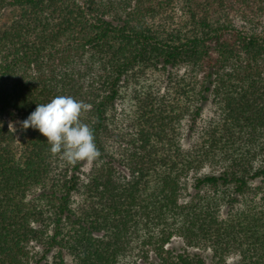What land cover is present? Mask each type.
<instances>
[{
    "label": "trees",
    "instance_id": "16d2710c",
    "mask_svg": "<svg viewBox=\"0 0 264 264\" xmlns=\"http://www.w3.org/2000/svg\"><path fill=\"white\" fill-rule=\"evenodd\" d=\"M262 61L264 0H0V264H264ZM58 95L91 106L101 156L84 179L21 126ZM54 247L72 261L48 263Z\"/></svg>",
    "mask_w": 264,
    "mask_h": 264
},
{
    "label": "clouds",
    "instance_id": "9594fccd",
    "mask_svg": "<svg viewBox=\"0 0 264 264\" xmlns=\"http://www.w3.org/2000/svg\"><path fill=\"white\" fill-rule=\"evenodd\" d=\"M90 107L72 96L58 95L50 102L37 104L21 126L25 130L30 127L38 130L46 137L50 153L70 165L94 162L101 152L96 146L92 127L81 120L82 113Z\"/></svg>",
    "mask_w": 264,
    "mask_h": 264
},
{
    "label": "rangeland",
    "instance_id": "374dc122",
    "mask_svg": "<svg viewBox=\"0 0 264 264\" xmlns=\"http://www.w3.org/2000/svg\"><path fill=\"white\" fill-rule=\"evenodd\" d=\"M108 17H110V16H108ZM243 65H244V63H243ZM259 66H260L259 68L261 69V71H263V74H264V61L259 63ZM177 71H178V74L184 75V72H185L184 68H181L179 70H176V69L174 70V72H177ZM165 81H166V77H165V74H163L162 72H157L154 75H152L150 78L147 79V83H149L154 89H157L160 87L161 88L160 92L163 91L162 87L164 85L163 83H166ZM217 107L218 106L215 104V100L214 99L211 100V98H210L209 101L206 103L204 110H203V113H202V116H203L202 122L203 123L205 121H209L210 119H212L216 115ZM132 117H133L132 103L130 101H128L127 98H126V101L123 100V101L118 102L117 111H116V119H118L117 121H119L121 123H126ZM9 126L11 128H13V125L11 122H9ZM183 128H184V125H183ZM183 133H186L185 129H183ZM185 136H186V134H185ZM182 142L186 145V137H184L182 139ZM260 156H262V155H260ZM263 161H264V159H262L261 157L258 156L256 161H255V166H259L260 164H262ZM213 166L206 164L201 169L200 172H211L215 168H217V167H213ZM90 168H91V162L85 161L83 166H82V171H83L82 179H84L86 177L85 175L89 172ZM121 173L125 175L126 171H123V172L121 171ZM187 181L189 183L190 179ZM260 195L261 194L258 193L255 196L254 200L258 201V199L261 197ZM76 198H78V196ZM36 226L39 227V224H37ZM52 234H53V231H51L50 228L49 229L47 228V232H46V234H44V236H50ZM47 240L48 239H44V237H43V238H40L39 240L36 239V240L30 241V243L28 245V249H29V253L31 256L30 257L31 262L33 260H35L37 257L41 256V254L44 251L45 243ZM166 247L181 250L184 247V243L178 236H174V237H172L170 244H167ZM191 250L202 254L208 261H210L211 256H212V251L210 249L207 248V250H206V249H201L199 247L198 248L194 247ZM59 252L61 253V256H63L65 261H67V262L72 261L71 256L69 254H67L65 252V250H63L60 247H54V248H52L51 252L48 254V259H49L48 263H51L53 261V255L54 254L57 255ZM149 254L152 258L153 254H152L151 250H150ZM239 261H240V255L237 253H231L229 256L226 257L225 263H227V264H238ZM141 262H142L141 259L139 257H137L136 254H133L131 256L122 258L119 264H140Z\"/></svg>",
    "mask_w": 264,
    "mask_h": 264
}]
</instances>
